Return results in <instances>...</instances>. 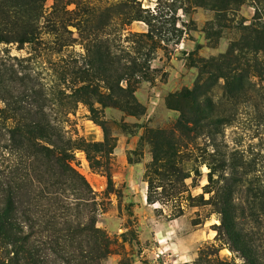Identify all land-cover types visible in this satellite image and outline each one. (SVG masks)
<instances>
[{"label": "rangeland", "instance_id": "obj_1", "mask_svg": "<svg viewBox=\"0 0 264 264\" xmlns=\"http://www.w3.org/2000/svg\"><path fill=\"white\" fill-rule=\"evenodd\" d=\"M65 1L47 0L33 45L0 22V208L13 216V180L31 181L15 223L26 245L0 241V258L264 264V0H75L71 15ZM81 81L101 96L64 117L60 93ZM21 116L64 119L62 140L81 145L65 156L91 191L54 159L35 176L13 141ZM97 121L112 154L86 148L106 140Z\"/></svg>", "mask_w": 264, "mask_h": 264}, {"label": "trees", "instance_id": "obj_2", "mask_svg": "<svg viewBox=\"0 0 264 264\" xmlns=\"http://www.w3.org/2000/svg\"><path fill=\"white\" fill-rule=\"evenodd\" d=\"M46 3L47 0H0V22L2 24L12 26L13 30L17 32L15 39H13L16 42H19L20 44L28 43L30 45H33L36 42L39 43L42 30L41 21L43 18H45L46 14ZM72 4H76V1H65L66 13L69 15L74 13L72 11H67L68 7ZM77 5L79 6V4ZM108 11L109 10L105 11L104 13ZM97 12L98 10L86 8L82 13L81 21L87 25H92L97 18ZM253 33L256 35L257 41H264V32L254 31ZM261 34L262 38H260ZM257 48L261 50L259 45H257ZM261 74L264 75V70ZM77 84L80 86L75 85L74 89H72L71 95L60 93V96H62L60 108L64 114V117H67L73 113L79 103H89L87 97H84L85 94L86 96L92 95L94 98H99L101 96L99 93H93L92 86L89 85L87 81H81ZM110 90L112 91L113 89L110 88ZM121 90L123 91V89ZM101 104L106 106L104 102H101ZM19 110L20 108H15L13 109V112L18 113ZM92 113L94 114L95 111L92 110ZM97 122H99V124L103 127L106 134V140L104 143L87 144L86 148L87 150L92 149L99 154H112L113 152L106 150L107 148L111 147V141L109 140L110 133L106 127L107 123L103 121ZM64 123V119L60 120L56 125L47 120L24 118L21 116L18 120L14 121L15 126L13 127V141L17 143V146L20 147L21 150L25 151L28 154V157L33 160V165L35 166L33 171L36 177H42L44 174H46V172L41 171V166L36 165L40 164V161L42 160H50V162H52L54 159L57 165H60V174L62 177L74 176L81 182L82 187L89 190L90 186L86 179L78 174L72 167V158L65 156L66 152L75 151L81 145L76 142L72 143L71 141L65 143L62 140L61 132L63 131ZM89 159L92 164V168L96 172L105 173L107 175L109 185H112L113 177L111 174H109L107 170H100V168L103 167L99 161H94L92 158H90V156ZM28 180V176H26V178L20 183L16 182L14 184L15 180H13V216L12 208L10 206L11 203L9 204L10 207L7 209L0 208V241L2 244H20L22 246L26 245L27 238H22L20 237V233L15 232V223L17 221L16 211L19 208L20 201L22 197L28 193L30 186L29 183L31 182ZM96 205L98 204L96 203ZM93 232L98 242L97 258L102 261L110 254V244L107 241L105 233L102 231V229L96 227ZM0 264L7 263L5 260L0 258Z\"/></svg>", "mask_w": 264, "mask_h": 264}]
</instances>
